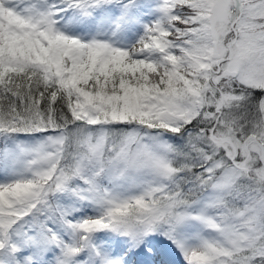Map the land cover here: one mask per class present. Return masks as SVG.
<instances>
[{"label":"snow or ice","instance_id":"1","mask_svg":"<svg viewBox=\"0 0 264 264\" xmlns=\"http://www.w3.org/2000/svg\"><path fill=\"white\" fill-rule=\"evenodd\" d=\"M0 264H264V0H0Z\"/></svg>","mask_w":264,"mask_h":264}]
</instances>
